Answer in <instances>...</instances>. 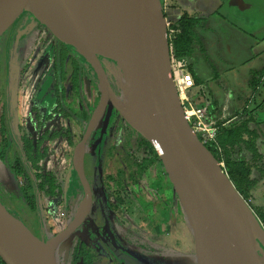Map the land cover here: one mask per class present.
<instances>
[{
  "label": "rangeland",
  "instance_id": "374dc122",
  "mask_svg": "<svg viewBox=\"0 0 264 264\" xmlns=\"http://www.w3.org/2000/svg\"><path fill=\"white\" fill-rule=\"evenodd\" d=\"M243 1H247L261 13L263 18L258 23L251 22L250 25L249 22L246 23L247 19L242 18V27L238 18L230 17L229 12L226 16L221 7L218 13L227 19L217 24L209 23L207 30L197 29L194 53L190 61L200 85L196 86L197 90L191 91V95L199 90L203 101L211 102L209 109L214 111V117L219 121L231 118L227 125H234L238 119L252 113L257 126L251 124L250 127L257 129L261 136L257 147L264 159V0ZM222 2L223 0L220 1L221 4ZM159 3L170 25L183 14L179 15L177 9L170 6L169 0H159ZM24 15L22 12L0 36V102L5 100L11 136L19 147L21 136L36 140L45 132L52 134L67 124L60 115L52 114L55 92L60 85L53 71L54 52L57 53L59 46H54L57 41L40 26L31 24L24 29L29 20ZM236 47L239 53L233 55L232 50ZM72 51L76 53L73 49ZM64 56L65 53H62V62ZM99 59L112 93L118 100H122L128 92V86L120 69L108 59ZM80 62L84 69V82L81 88L72 92L70 98L73 101L75 98L84 101L92 114L101 103V88L94 73L88 71V64L81 57ZM65 87L68 89L69 84ZM108 110L114 115L116 122L110 129V150L99 175H103L108 168L115 143H118L119 154L125 158V162L131 161L135 179L138 177L136 165L144 169V174L135 183L117 166L118 200L107 193L113 215L107 216L105 222L99 220H103L107 214V205L100 200L107 196L104 197L103 189L93 186L94 205L89 219L58 245L55 263L69 264L71 244L78 238L84 240L96 253L94 264H197L195 236L169 172L166 167L159 168L158 160L143 145L141 139L144 138L122 123L121 115L114 107H107L83 147L81 163L85 177L91 183L96 179L98 156L95 135ZM234 111L239 118H232ZM71 117L74 120L73 114ZM88 122L79 125L81 130L82 127L86 129ZM42 147L47 149V157L40 162L42 174L54 168L66 172L62 194L64 211L62 221H59L66 228L84 200L83 187L73 168L72 158L70 163L66 162L65 150L59 141L48 140ZM234 158H243L248 165L252 164L250 155L245 151ZM252 176L258 178L254 171ZM0 203L34 237L44 243L49 240L48 225L44 217L40 214L38 227L23 202L13 172L1 160ZM247 205L264 232V180L253 190ZM101 223L104 227L100 226ZM255 249L259 264H264V249L258 245ZM132 258H135L134 262Z\"/></svg>",
  "mask_w": 264,
  "mask_h": 264
},
{
  "label": "water",
  "instance_id": "95a60500",
  "mask_svg": "<svg viewBox=\"0 0 264 264\" xmlns=\"http://www.w3.org/2000/svg\"><path fill=\"white\" fill-rule=\"evenodd\" d=\"M6 5L16 9L13 16H5ZM22 12L32 16L56 41L80 55L97 78L102 99L73 151L72 165L83 187L85 201L81 216L77 218L76 213L62 232L44 243L0 203V259L3 263L56 264L58 245L81 226L91 209V190L82 163L77 162V152L84 147L109 104L165 162L195 236L197 264H259L257 245L250 251L243 230L222 211L214 181L224 198L233 200L249 214L252 225L260 228L255 215L234 189L222 165L184 118L171 82L166 20L159 0H115L112 16H96L66 0H0V36ZM88 40L102 45L115 61L105 59L125 68L148 127L145 133L117 106L99 56L86 46ZM110 113L108 110L99 135L98 154Z\"/></svg>",
  "mask_w": 264,
  "mask_h": 264
},
{
  "label": "trees",
  "instance_id": "16d2710c",
  "mask_svg": "<svg viewBox=\"0 0 264 264\" xmlns=\"http://www.w3.org/2000/svg\"><path fill=\"white\" fill-rule=\"evenodd\" d=\"M164 17L166 20L165 14ZM166 22L168 21L166 20ZM198 22V19L183 13L174 24L170 25L173 34L169 36V42L172 44L175 55L188 60L189 72L194 79L195 86L200 85V82L192 70V61L190 59L194 53L196 39L194 28ZM56 43L59 48L54 55L53 71L60 85L55 92V107L52 110V114H58L62 119L66 120V126L52 134L45 132L36 140L21 136L19 138V147L11 136L5 100L0 102V160L7 164L13 172L21 190L23 202L28 212L33 215L37 226L39 225L40 214L44 217V221L48 225L47 231L49 232V239L65 229L64 225L59 221H62L64 211L62 194L66 172L63 169L54 168L48 173L42 174L40 162L47 157V149L42 146L48 140L59 141L64 147L66 162L68 161L70 163L73 151L84 134L83 130L85 128L82 127L83 130H81L79 125H82L81 123L83 122L87 123L90 117L89 115H91L84 101L78 98H75V101H73V98H70L72 92L75 93L77 89L82 87L84 82V69L80 62V56L74 53L70 47L64 46L58 41ZM62 53H65L63 62L61 61ZM88 71L91 72L89 68ZM66 84H69L68 89L65 87ZM254 86L256 85L254 84ZM212 113L214 114V111L211 110L209 117L213 120L215 119L217 135L215 143H205L204 146L218 163L223 164V171L234 189L246 204H249L253 190L264 180V159L257 147L259 132L257 129L250 128L251 124L257 126V122H255L252 113L249 112L245 117L233 123L234 125H227L226 123L231 118L219 121ZM71 114L74 115V120ZM75 117L78 121L75 120ZM235 117L239 118L236 111L232 118ZM121 121L130 131L134 132L124 122L122 117ZM115 122L116 120L113 116L108 123L103 137L98 155V169L95 170L96 179L94 180V186L103 189L107 198V193H110L113 199L118 200L119 183L117 166L121 167L119 170H122V173L133 182L141 180L144 169L135 164L138 171V177L135 179L136 176L133 174L131 161L125 162V158L123 159L119 154L118 143H115L113 145V153L110 157L109 166L103 175H99L109 154L110 149L108 146L112 138L110 129L114 126ZM99 134V131H97V138ZM198 138L201 141L199 136ZM141 140L143 145L145 144L144 146L158 160L159 168H165V162L157 151L145 139ZM243 151L250 155L251 165H248L243 158H234L235 155ZM252 171L258 174V178L252 176ZM95 260L96 253L88 247L84 240L76 238L72 242L69 264H94ZM0 264L5 263L0 259Z\"/></svg>",
  "mask_w": 264,
  "mask_h": 264
},
{
  "label": "bare ground",
  "instance_id": "6f19581e",
  "mask_svg": "<svg viewBox=\"0 0 264 264\" xmlns=\"http://www.w3.org/2000/svg\"><path fill=\"white\" fill-rule=\"evenodd\" d=\"M77 8L94 14L96 16H112L115 11V0H66ZM16 13V9L14 7L5 6V16L11 17ZM86 46L97 56L108 58L112 61L115 59L112 58V55L106 51L102 45L94 40H88L85 42ZM120 72L128 85V92L122 98V100H118L116 97L114 98L117 102V106L125 115V117L132 122L136 127H138L143 133L147 131L148 127L144 119L143 111L140 103L137 100L136 94L134 92V87L130 78L122 65H118ZM113 88V87H112ZM123 93V92H122ZM82 151V153H81ZM83 151L84 148L79 149L77 152V162L81 163L83 159ZM214 185L217 191L218 200L222 211L226 214L229 220L239 228V230H243L244 233V241L247 244V247L250 251H253L254 246H262L264 248V234L262 230L258 227L252 225L249 214L245 213L233 200H228L224 198L222 191L219 185L214 181ZM85 202V201H84ZM82 204L85 205V203ZM80 204V206L82 205ZM84 207H79L77 210V218H79L83 212ZM46 243V242H45Z\"/></svg>",
  "mask_w": 264,
  "mask_h": 264
},
{
  "label": "built area",
  "instance_id": "2783aa9c",
  "mask_svg": "<svg viewBox=\"0 0 264 264\" xmlns=\"http://www.w3.org/2000/svg\"><path fill=\"white\" fill-rule=\"evenodd\" d=\"M166 32L171 82L182 107L184 118L197 137L201 138L202 143H215L217 124L209 117L210 102L203 101L202 93L199 90L198 93L191 95V91L197 90V87L189 72L188 60L178 57L173 51L172 44L169 42V36L173 34V30L168 22H166Z\"/></svg>",
  "mask_w": 264,
  "mask_h": 264
},
{
  "label": "crops",
  "instance_id": "0c3cea01",
  "mask_svg": "<svg viewBox=\"0 0 264 264\" xmlns=\"http://www.w3.org/2000/svg\"><path fill=\"white\" fill-rule=\"evenodd\" d=\"M171 3V7H175L177 9V13L186 14L192 18L198 19L199 22L196 24L194 28V34L197 35V29L202 28V30H205L208 28L209 23L217 24L219 21H224L227 19V12H229L230 17L238 18L240 20V26L243 27L244 23H242L241 19H247L248 24L251 23V21H248V15L246 17L245 10L248 9L249 11L252 10L257 15L256 18L260 17L261 13L256 10L252 5H250L247 1L239 0H223L222 4L220 3L221 0H169ZM221 4V6H219ZM226 5V6H224ZM222 8L225 10V15H220L218 11ZM258 13V14H257ZM261 17H263L261 15ZM261 19V18H260ZM264 21V19H263ZM252 22L258 23L256 20H252ZM251 25V24H250ZM207 30V29H206ZM233 55L239 53L238 47H236L234 50H232ZM235 112V111H234ZM233 112V113H234ZM253 125V124H252ZM251 128V127H250ZM261 142V136L259 135V138L257 140V145ZM260 152V150H259ZM259 184L257 185V187ZM256 187V188H257Z\"/></svg>",
  "mask_w": 264,
  "mask_h": 264
},
{
  "label": "flooded vegetation",
  "instance_id": "af4514ba",
  "mask_svg": "<svg viewBox=\"0 0 264 264\" xmlns=\"http://www.w3.org/2000/svg\"><path fill=\"white\" fill-rule=\"evenodd\" d=\"M224 6H226V5H224ZM227 7V6H226ZM225 8V7H224ZM249 10L248 9H246L245 10V12H248ZM250 13H248V14H245L246 15V17H247V15H248V21H251L252 22V20L254 21V20H256V21H260V18L262 19L263 17H261V15H260V17H258V18H256L257 17V15L255 14V12H253L252 10L251 11H249ZM25 15V18H27V19H29L28 21H26V25H25V28L24 29H27V27H30L31 26V24H33V25H37V26H40L34 19H33V17L32 16H30L29 14H27V13H24ZM25 18H23V19H25ZM34 26V27H35ZM41 28H43L42 26H40ZM43 29H45V28H43ZM46 30V29H45ZM55 40V39H54ZM54 46H56L57 47V43H55L54 42ZM56 49V48H55ZM55 51V50H54ZM54 55H55V52H54ZM53 60H54V58H53ZM100 60V59H99ZM100 63H101V61H100ZM101 66H102V63H101ZM88 68H89V65H88ZM102 68H103V66H102ZM90 70H91V68H89ZM103 70H104V68H103ZM91 72H93L92 70H91ZM104 72H105V70H104ZM106 74V73H105ZM108 106H110L109 104H108ZM107 106V107H108ZM107 107H106V109L104 110V111H106L107 110ZM104 113V112H103ZM103 113H102V115H103ZM102 115H101V117H102ZM106 115H107V113L105 114V117H106ZM114 115L111 113L110 114V116H109V120H108V123H109V121L111 120V118L113 117ZM105 117H104V119H103V121H102V124L100 125V127H99V129H98V131H99V133L101 132V129H102V126H103V123H104V120H105ZM100 120V119H99ZM98 123V122H97ZM107 129V128H106ZM100 135V134H99ZM96 136V135H95ZM98 141H99V137L97 138V142H96V153H97V145H98ZM103 141V140H102ZM81 153H82V151H81ZM99 154L97 153V156H98ZM86 178V177H85ZM86 180H87V182H88V185H89V187H90V190H91V198H92V202H91V209H92V205H94V199H93V195H92V191H93V186H94V181L91 183L90 181H88V179L86 178ZM104 194V193H103ZM106 195L104 194V197H105ZM101 202H103L104 204H106L107 205V207H106V209H107V214L105 215V217H104V219L102 220V218L99 220V221H103V222H105V221H107V216H110V215H113L112 213H113V211L112 212H110V210H111V205H110V203H108V198L107 197H105L103 200H100ZM84 207V204H82L81 206H80V208L81 207ZM91 209H90V212H91ZM10 211V210H9ZM11 212V211H10ZM90 212H89V214H88V216L85 218V220L88 218L89 219V215H90ZM12 213V212H11ZM12 215L14 216V214L12 213ZM14 217H16V216H14ZM17 218V217H16ZM84 220V221H85ZM100 226H102V223H101V225ZM102 227H104V225L102 226ZM107 229V228H106ZM107 233L109 234V240H110V233H109V231L107 230ZM112 242V241H111ZM88 245V244H87ZM88 247L91 249V247L88 245ZM118 248V247H117ZM92 250V249H91ZM93 251V250H92ZM133 259H135V258H132L131 260L133 261ZM139 260H141V259H139ZM134 262V261H133ZM139 263V262H138ZM134 264H136L135 262H134Z\"/></svg>",
  "mask_w": 264,
  "mask_h": 264
}]
</instances>
